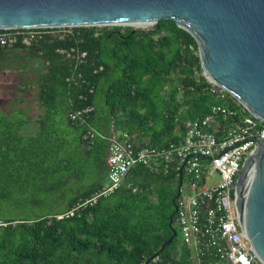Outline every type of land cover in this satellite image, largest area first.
<instances>
[{"label": "trees", "instance_id": "1", "mask_svg": "<svg viewBox=\"0 0 264 264\" xmlns=\"http://www.w3.org/2000/svg\"><path fill=\"white\" fill-rule=\"evenodd\" d=\"M14 51L45 64L37 79L44 112L38 132L26 135L24 110L6 112L0 105V264H145L154 255L151 264H193L179 236L162 250L173 235L178 200L180 181L172 174L138 167L111 197L73 217L58 216L104 187L113 131L162 147L181 143L186 123L205 118L213 105L242 109L211 92L195 38L174 20L151 29L76 27L63 40L0 47V69ZM90 105L95 111L87 122L70 120L71 112ZM89 125L104 136L92 146L84 139ZM88 173L98 180L68 195ZM58 191L61 201L47 202ZM34 205L41 210L32 216L12 214ZM174 225L179 232L176 215Z\"/></svg>", "mask_w": 264, "mask_h": 264}, {"label": "built area", "instance_id": "2", "mask_svg": "<svg viewBox=\"0 0 264 264\" xmlns=\"http://www.w3.org/2000/svg\"><path fill=\"white\" fill-rule=\"evenodd\" d=\"M101 27V26H100ZM72 26L0 29V47L12 49L20 42L32 46L46 37L60 40L73 34ZM74 51V50H73ZM64 53V51H63ZM71 55V53H69ZM82 58L87 57L83 53ZM210 90L222 101L234 100L241 110L216 104L205 118L186 123L183 141L167 146L141 145L127 131H113L108 138L107 184L91 199L78 203L59 219L73 217L104 197H111L138 167L169 175L180 181L177 190V226L181 245L191 250L193 264H264L252 246L238 208V178L245 162L264 139V121L204 73ZM90 105L71 112L75 124L87 122ZM102 133L89 125L84 139L92 146ZM182 179V186L179 185Z\"/></svg>", "mask_w": 264, "mask_h": 264}, {"label": "water", "instance_id": "3", "mask_svg": "<svg viewBox=\"0 0 264 264\" xmlns=\"http://www.w3.org/2000/svg\"><path fill=\"white\" fill-rule=\"evenodd\" d=\"M163 20H174L188 31L198 43L209 79L264 121V0H0V29L131 26L128 23ZM237 187L241 222L264 261V139L245 162ZM174 209L173 235L163 251L179 236L176 201Z\"/></svg>", "mask_w": 264, "mask_h": 264}, {"label": "rangeland", "instance_id": "4", "mask_svg": "<svg viewBox=\"0 0 264 264\" xmlns=\"http://www.w3.org/2000/svg\"><path fill=\"white\" fill-rule=\"evenodd\" d=\"M155 25V24H154ZM151 26H141L140 28L151 29ZM102 27V26H101ZM133 27L134 26H123ZM138 29V28H137ZM9 59L3 69H0V105L6 112L24 110L26 117L29 119L28 125L23 133L26 135L35 134L38 129V119L43 115V108L39 105V87L37 86L38 75L45 71V64L39 57L31 58L24 52H10ZM217 101L218 98L215 97ZM98 179L94 173H88L82 179L77 180L72 184L73 191H68V195L73 196L76 191L83 190L94 184ZM107 184V179L104 181ZM61 191H58L47 202L61 201ZM45 199L44 196L38 198ZM47 205V204H46ZM54 211L60 210L59 206L55 205ZM49 207V204L46 206ZM41 209L36 205L34 208L20 207L15 209L12 214L18 217H29ZM181 238L179 237V240Z\"/></svg>", "mask_w": 264, "mask_h": 264}, {"label": "bare ground", "instance_id": "5", "mask_svg": "<svg viewBox=\"0 0 264 264\" xmlns=\"http://www.w3.org/2000/svg\"><path fill=\"white\" fill-rule=\"evenodd\" d=\"M128 24H130L131 26L137 27V28H140L141 26H151V25H154L153 22H147V21H143V22H132V23H128Z\"/></svg>", "mask_w": 264, "mask_h": 264}, {"label": "crops", "instance_id": "6", "mask_svg": "<svg viewBox=\"0 0 264 264\" xmlns=\"http://www.w3.org/2000/svg\"><path fill=\"white\" fill-rule=\"evenodd\" d=\"M38 120H39V119H38ZM38 130H39V129H38ZM37 132H38V131H37ZM37 132H36V133H37ZM36 133H35V134H36Z\"/></svg>", "mask_w": 264, "mask_h": 264}]
</instances>
